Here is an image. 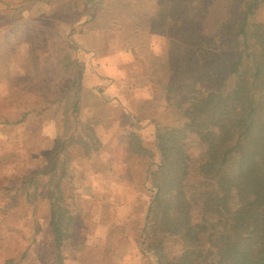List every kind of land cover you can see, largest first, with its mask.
Segmentation results:
<instances>
[{"label":"trees","instance_id":"trees-1","mask_svg":"<svg viewBox=\"0 0 264 264\" xmlns=\"http://www.w3.org/2000/svg\"><path fill=\"white\" fill-rule=\"evenodd\" d=\"M84 5L90 9L86 24L100 23L123 38L120 49L139 64L134 67L139 87L156 96L162 113L146 125L135 122L122 140L126 160L120 155L114 160L126 167L135 157L145 161L139 252L151 264H264V0H84ZM46 49L51 63L37 66L35 94L45 100L59 92V81L50 80L53 68L59 80L72 78L62 97L72 92L77 112L79 45L68 35L64 47ZM149 125L152 140L145 145L139 130ZM84 130L69 137L70 146L85 155L99 151L93 129ZM58 147L67 150L60 144L55 151ZM65 162L56 157L47 170L58 183L69 177ZM128 177L129 191L135 185ZM54 201L51 225L61 248L78 217L63 205L59 187Z\"/></svg>","mask_w":264,"mask_h":264},{"label":"rangeland","instance_id":"rangeland-1","mask_svg":"<svg viewBox=\"0 0 264 264\" xmlns=\"http://www.w3.org/2000/svg\"><path fill=\"white\" fill-rule=\"evenodd\" d=\"M89 11L84 0H50L49 3L46 0H0V91L9 96V101L17 102L16 106H9L7 102L2 106L3 110L13 111L17 119L27 111L36 123L62 122L66 115L67 122L72 124L68 135L74 129L76 135L84 134L85 127L92 128L102 152L106 150L115 160L120 150L125 161L126 152L121 150L124 138L121 140V136L132 124L133 117L146 123L162 113L156 96H149L152 92L148 87H139L141 80L134 76V67L139 64L126 49H120L123 38L104 31L105 25L100 23L86 24ZM68 35L80 49L76 54L81 83L77 112L72 107L75 103L73 93L62 97L72 78L59 80L58 72L51 68L50 80L59 81L61 89L58 93H50L45 100L37 97L38 86L31 84L38 74L39 63L44 69L47 68L44 64L51 63L46 48L50 45L56 49L64 47ZM42 49L45 56L40 55ZM26 81L31 84L27 89L23 87ZM98 89H104V93H99ZM29 125L27 130L21 129L19 133L17 129L6 133L0 130V264H151V258L142 256L138 248V228L146 197L141 190L144 178L136 168H141L142 163H134V167L132 159L130 178L135 186L128 191L129 177H116L121 181L120 185L113 187L111 195V185L107 191L112 196L113 207L109 205L112 201L108 195L106 198L91 187L90 181L102 177L91 176L88 183L81 179L89 173L87 162L95 154L92 158L75 157L73 167L69 161L66 171L73 178L59 183L60 192L63 205L78 220L71 240L61 248L56 247L51 225L56 211V186L47 185L49 175L42 176L39 171L38 177L30 176V169L24 163L27 158L24 151L14 158L18 141H29L31 132L43 125L41 137L48 138L45 136L46 124ZM51 131L48 129V134ZM141 133L145 144L149 145L151 130L146 128ZM11 144L12 152L9 151ZM117 161L114 163L117 167H124L120 158ZM30 164L33 166L34 162L30 161ZM105 165L108 166V161L103 158L102 167ZM18 166L23 171L19 172ZM135 176H140V180L134 179ZM112 181L116 182L114 178ZM134 190L141 196L132 194ZM135 199L140 204L121 205L125 200ZM129 213H134L136 221H129ZM23 254L26 257L21 261Z\"/></svg>","mask_w":264,"mask_h":264},{"label":"crops","instance_id":"crops-1","mask_svg":"<svg viewBox=\"0 0 264 264\" xmlns=\"http://www.w3.org/2000/svg\"><path fill=\"white\" fill-rule=\"evenodd\" d=\"M98 92H99V89H98ZM99 93H101V94L104 93V89L102 92H99ZM8 97L9 96L6 95L5 92L0 91V130L1 131L6 133L7 131L11 132V131H14L17 129V132H18L21 129L27 130L28 127L30 126L29 124H46L47 134L45 136L46 137L48 136V138H44V139L41 137L40 128H42L44 125L42 127H40L38 130H36V132H31L32 136L30 137L29 141H18L19 143L16 144V146H15L16 155L14 158H18V155H20L24 151L25 152L24 155H26V157H27L26 160L24 161V163H26L27 167L30 169L29 170L30 176L33 178L38 177L36 174V173H38L37 171H39L42 176L49 175V177L46 181V184L47 185H55L56 191H57V187H59V190H60L61 182H63L66 179H72L73 178L72 175H69L67 173L66 165L69 163V161H71L72 167H73V161H75L74 158L75 157L77 158L78 156H81V155H85V154H83V151L81 149H79L77 146H72V145L70 146L69 142L67 144V141H70V139H69L70 136H72V138H75L80 133H77L75 135L76 130L74 129L73 133L68 135V133L72 130V127H71L72 124H69L68 122L64 123V120H62V122L60 120L59 121L58 120H56V121L49 120L48 122L43 121V122L36 123L33 116H31L30 113H28L27 111H24L25 113H23V117L17 119V116L13 114V111H6V109L3 110L2 105L5 104L6 102L8 103L9 106H12V105L16 106L17 105V102L15 103L12 100L9 101ZM137 121H141V120H136L133 117V120L131 122L132 124L128 125V127L126 128L125 135L121 136V140H122V138L125 139V136H127L129 134L130 129L133 126H136V124H134V123ZM142 123H143L142 125L148 124L147 122L145 123L144 121H142ZM146 128H148L149 130L151 129V127L149 125L143 129L139 130V134H140L141 138H142L141 132H143ZM48 129H52L51 134L50 133L48 134ZM85 129H86V127H85ZM84 131H83V133H84ZM21 133L22 132H20V135H21ZM64 137L66 138L65 140H64ZM142 140H143V138H142ZM151 140H152V136H151ZM151 140H150V144H151ZM143 142H144V140H143ZM60 144H64L65 146L67 145V150H65L63 153L60 152L59 147L56 148V151L54 149L55 145H60ZM103 145H105V144H103ZM52 146H53V149H51ZM9 151L10 152L13 151L12 144H11V148ZM121 153H122V151L119 150L115 157H117L119 155L121 156ZM8 154H9V152H8ZM92 154H95L93 158H92ZM57 156L60 158V160H62L63 158L66 159V162L64 163V165H65L64 170L66 171V174L69 176V177L63 178L64 180H61L59 182L60 184L58 183L57 180L52 179L51 173H47V170H49L51 168L52 162L55 159V157H57ZM85 156L92 158V159H90L87 162L88 168H89V173L85 176H81V179L85 183H88L89 179H91V176H94V178L102 177V179H100V180H96V181L92 180L90 182H91L92 189L96 190L99 193H102L103 196L105 194L106 198L108 195V193H107L108 186L111 185L110 192H109V195H111L114 191L113 187L115 185H116V187H118L121 183V181L117 180L116 177L118 176V178H119L120 176L126 177L127 174L130 175L132 168H133L132 165H134V163H137V162L142 163L141 168H138L135 165H134V167H136L139 171H141V175L143 176V178L145 176L146 165H145V161L143 158H136V157L132 158V160L130 159L132 165H131L130 160H129L128 161L129 167H126L124 164V167L119 168L114 164L115 162L113 160L112 155H108L106 150H105V152H102V150L99 149V154L97 151L95 153H91L90 156L89 155H85ZM103 158L107 159V161H108V166L105 165L104 168L102 167V159ZM140 160H142V161H140ZM30 161L34 162L33 166L30 164ZM49 162H50V164H49ZM18 168H20V169H18L19 172L23 171V168H21L20 166H18ZM118 169H120V172L118 171ZM60 171H61V173L63 172V170H61V169L59 170V172ZM59 172H58L57 176L61 175V174H59ZM103 177H104V181H103ZM113 178L115 179L116 182L112 181ZM136 178L138 180H140V176H135L134 179H136ZM135 184H136V182H135ZM111 197L109 196V198H111ZM135 200L136 201H131V202H129V200H125V201H123L124 203H121V205L122 204H124V205L128 204V206L132 207L135 202L140 204V201L138 199H135ZM111 201H112V203H109V205H110V207H113L114 202H113L112 198H111ZM142 204H144V203H142ZM132 214L133 215H130V213L128 214L129 221H131V220L136 221V217H134V213H132Z\"/></svg>","mask_w":264,"mask_h":264}]
</instances>
